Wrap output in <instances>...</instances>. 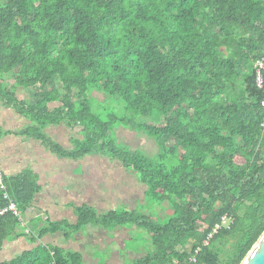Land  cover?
Returning <instances> with one entry per match:
<instances>
[{
  "label": "trees",
  "instance_id": "trees-1",
  "mask_svg": "<svg viewBox=\"0 0 264 264\" xmlns=\"http://www.w3.org/2000/svg\"><path fill=\"white\" fill-rule=\"evenodd\" d=\"M261 58L264 0H0V103L38 125L23 134L62 157L100 152L122 161L146 186L148 209L172 210L158 221L82 206L75 225L51 222L32 240L90 224L137 226L152 248L134 264H184L195 255L196 264H242L264 233ZM20 89L34 105L17 98ZM95 93L133 115L98 111ZM60 125L81 128L72 150L43 132ZM122 125L156 141L159 155L120 146ZM5 185L23 213L41 191L29 170L5 176ZM7 205L0 188V211ZM225 217L234 223L206 246ZM20 228L11 212L0 215V252ZM227 241L225 253L219 245ZM5 264H81V257L39 245Z\"/></svg>",
  "mask_w": 264,
  "mask_h": 264
},
{
  "label": "crops",
  "instance_id": "crops-1",
  "mask_svg": "<svg viewBox=\"0 0 264 264\" xmlns=\"http://www.w3.org/2000/svg\"><path fill=\"white\" fill-rule=\"evenodd\" d=\"M11 79L10 76L3 77L4 83L9 84V87L13 86ZM16 96L29 105L35 104V98L30 92L20 89L16 91ZM49 106L55 107L56 104ZM16 114L0 103V131L6 132L0 138V170L8 177L27 170L37 176L41 191L36 196L33 206L25 212V221L30 224L34 232L49 226L51 222L75 225L77 222L75 212L82 206L92 208L98 216H106L112 211H139L141 206H145L146 186L137 175L125 167L122 161L95 153L78 159L62 157L44 146L34 136L24 135L29 125L31 129L39 127ZM123 129L134 136L133 130ZM44 130L49 133L45 134L53 142L55 140L50 135L56 136L60 146L66 143L64 138H59V134L63 132L68 138L65 140L67 142L69 140L71 144L67 143L70 146L69 150L73 149L72 134L78 133V128L71 130L66 125H60L48 126ZM96 165L103 168L101 173L107 175L106 179L100 181V190L104 185L110 189L116 183L122 186L121 189L118 190L116 187L109 196L102 192L96 195L94 191L92 192V185L96 182H91V179L87 180L90 187L81 188L79 183L75 188L67 186L66 179L70 181L87 176ZM117 173H120L119 177ZM161 207L169 209L167 204L156 205L152 211L146 210L148 216L154 219L159 217ZM138 230L137 226L108 230L99 224H90L77 232L69 229L61 230L54 235L45 236L36 243L31 236L24 235L20 229L17 230L16 235L6 240L0 252V264L12 262L39 245L61 248L67 253L78 254L81 257V264H134L144 257L143 251L135 242L138 240Z\"/></svg>",
  "mask_w": 264,
  "mask_h": 264
},
{
  "label": "rangeland",
  "instance_id": "rangeland-1",
  "mask_svg": "<svg viewBox=\"0 0 264 264\" xmlns=\"http://www.w3.org/2000/svg\"><path fill=\"white\" fill-rule=\"evenodd\" d=\"M94 95L98 96L99 102L102 103V104L96 105V108H98V111L103 112L105 114H107L109 112H117L120 115H122L123 119H125L126 116H132L133 115L131 112H127L126 105L123 103H120V101L113 100V99L112 100L106 99V101H105V95L99 94V93H95ZM20 98H22V96ZM57 106H59V104H56L55 107H57ZM12 111L14 112V110H12ZM17 116H19V115H17ZM27 122H29V121H27ZM123 128H126V126H123V125H122V127L120 126V128L116 132V135L114 136L116 142L119 143L120 146L131 148L132 150H134V152H140L143 155H147L150 157H156L157 155H159L160 150H159V146H158L156 141L149 139L145 135H142L136 131H133L134 132V136H133V135H131V133L126 132V130H124ZM126 129H128V128H126ZM128 130H130V129H128ZM43 132L46 134H49L46 130H44ZM72 135H73L72 137H74V140L82 139L81 128H78V133L74 132ZM50 136L55 140V142H57V144L58 143L60 144V142L56 136H52V135H50ZM59 138H64V141L66 143H63L61 145L69 150L70 146L68 144H70V142H69V140H68V142L65 140L68 138L63 134V132H62V134H59ZM90 154H92V153H90ZM95 154L101 155L104 153L95 152ZM102 171H103V168L99 167V165H96V167L94 169H92V171L88 172L87 176L85 175L84 177H79L78 179H72L70 181L66 179L65 182H66L67 186L70 185V187L72 186L73 188H75L77 186V184L79 183V184H81V188H83V187L89 186V183L87 180L91 179V182H93V183L96 182L95 185H92V187H93L92 192L94 191L96 195L100 194V192L104 193L107 196L112 195V192L115 190L116 187L118 188V190H120L122 186L119 183H116L113 187H110V189H108L104 185V187H102L100 190V181L107 178L106 174L101 173ZM130 172L135 174L133 171H130ZM116 175L119 177L120 173H117ZM138 210H139V213H141L143 215L147 214L148 211H151L150 209H148L146 204L144 207L141 206ZM146 210H148V211H146ZM171 214H172V210L170 208L165 209L164 207H161V209L159 210V218H155V219L158 221L165 220ZM153 216L155 217L156 215H153ZM23 218L26 219L25 213H23ZM28 225H29V227H31L29 223H28ZM128 227H130V226H128ZM135 242H136V245L139 246V248H141V250L143 251V256H146L152 248L148 233L145 230H141L140 228L138 230V240ZM219 246L226 253L228 250L231 249L232 242H230V241L222 242V243H220Z\"/></svg>",
  "mask_w": 264,
  "mask_h": 264
},
{
  "label": "built area",
  "instance_id": "built-area-1",
  "mask_svg": "<svg viewBox=\"0 0 264 264\" xmlns=\"http://www.w3.org/2000/svg\"><path fill=\"white\" fill-rule=\"evenodd\" d=\"M255 72H256V85L260 90H263L264 89V58L259 59L255 63ZM261 108L264 111V100L261 102ZM262 127H264V124H262ZM0 188L3 191L5 201H8V207L5 210L0 211V215H4L6 212H11L17 219H19L25 233L28 236H33L35 232L28 227L27 223L23 219L22 212L20 211L19 207H17V205L11 200L7 192V188L5 186V181H4V174L2 170H0ZM233 223H234V218L232 217L223 218L222 224L215 228L214 232L206 240L205 245L206 246L209 245L210 241L214 238L216 234H218L220 230H222L223 228H230V226ZM196 263H197V255L190 257L189 260L184 262V264H196Z\"/></svg>",
  "mask_w": 264,
  "mask_h": 264
},
{
  "label": "water",
  "instance_id": "water-1",
  "mask_svg": "<svg viewBox=\"0 0 264 264\" xmlns=\"http://www.w3.org/2000/svg\"><path fill=\"white\" fill-rule=\"evenodd\" d=\"M242 264H264V233Z\"/></svg>",
  "mask_w": 264,
  "mask_h": 264
},
{
  "label": "clouds",
  "instance_id": "clouds-1",
  "mask_svg": "<svg viewBox=\"0 0 264 264\" xmlns=\"http://www.w3.org/2000/svg\"><path fill=\"white\" fill-rule=\"evenodd\" d=\"M3 172V171H2ZM3 174H4V172H3ZM4 181H5V176H4ZM6 186V185H5ZM7 188V187H6ZM3 192V191H2ZM7 192H8V190H7ZM4 195V194H3ZM10 196V195H9ZM11 198V197H10ZM12 200V199H11ZM13 201V200H12ZM7 203H8V201H6ZM7 207H8V205H7ZM6 207V208H7ZM22 214H23V212H22ZM24 219V218H23ZM24 221H25V219H24ZM26 222V221H25ZM28 225V224H27ZM29 227V226H28ZM30 228V227H29ZM20 229H22V231L25 233V231H24V229L22 228V224H21V228ZM31 229V228H30ZM32 230V229H31ZM25 235H27L26 233H25ZM28 236V235H27Z\"/></svg>",
  "mask_w": 264,
  "mask_h": 264
}]
</instances>
